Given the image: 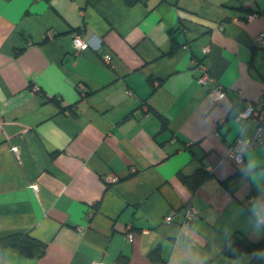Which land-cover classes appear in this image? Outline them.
Listing matches in <instances>:
<instances>
[{
    "label": "crops",
    "instance_id": "0c3cea01",
    "mask_svg": "<svg viewBox=\"0 0 264 264\" xmlns=\"http://www.w3.org/2000/svg\"><path fill=\"white\" fill-rule=\"evenodd\" d=\"M261 29L264 0H0V237L46 243L0 264H264L222 251L264 240V144L224 157L259 120L239 113L264 90Z\"/></svg>",
    "mask_w": 264,
    "mask_h": 264
},
{
    "label": "built area",
    "instance_id": "2783aa9c",
    "mask_svg": "<svg viewBox=\"0 0 264 264\" xmlns=\"http://www.w3.org/2000/svg\"><path fill=\"white\" fill-rule=\"evenodd\" d=\"M255 14L251 13L248 14V18H252ZM73 44L76 50H82L89 46L88 40L82 38L79 33L73 34ZM254 45L258 48H264V29H261L255 36H254ZM203 50L208 52L209 46H204ZM103 59L107 63H111L112 55L110 53H104ZM197 67L200 70V74L197 80L201 84L208 85V94L209 96L216 100L220 98L224 94L223 87L216 81L215 77L209 72L206 64L204 62H199ZM33 89H37V86H32ZM255 114L259 115V120L254 128L252 134L245 138H235L231 141L225 150L224 157L233 161L234 163H241L244 160V154L247 150L264 144V90H262L261 95L259 98L253 102L249 101L246 107L240 111L239 115L241 118H251ZM119 176L114 173H109L105 176V180L107 182H115L119 180ZM250 199L253 196L249 197ZM173 215V210L169 212L165 216L166 221H170ZM197 216V210L193 206H187L185 208L184 217L182 219L181 225L186 226L188 225L195 217ZM260 219L264 221V215L260 216ZM131 235H129L130 237ZM92 264H108L103 261H96Z\"/></svg>",
    "mask_w": 264,
    "mask_h": 264
},
{
    "label": "trees",
    "instance_id": "16d2710c",
    "mask_svg": "<svg viewBox=\"0 0 264 264\" xmlns=\"http://www.w3.org/2000/svg\"><path fill=\"white\" fill-rule=\"evenodd\" d=\"M70 107V106H69ZM206 177L204 171H197L191 176L183 177L191 189H195L197 185ZM14 248L25 256L39 257L42 256L46 249V243L27 233L15 232L0 237V251L6 248ZM264 250V240L254 242L246 236L232 235L223 247V253L229 256H236L242 251H261ZM158 248L150 251V256L155 258Z\"/></svg>",
    "mask_w": 264,
    "mask_h": 264
}]
</instances>
